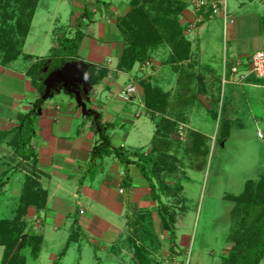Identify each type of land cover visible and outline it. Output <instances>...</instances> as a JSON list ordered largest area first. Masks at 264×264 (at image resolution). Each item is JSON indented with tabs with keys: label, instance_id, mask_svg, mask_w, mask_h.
<instances>
[{
	"label": "rangeland",
	"instance_id": "rangeland-1",
	"mask_svg": "<svg viewBox=\"0 0 264 264\" xmlns=\"http://www.w3.org/2000/svg\"><path fill=\"white\" fill-rule=\"evenodd\" d=\"M101 1L111 5V8L104 4L101 5L95 0H38L35 12L31 15V9H27V2L30 0H0V63L7 65L5 67L0 66V94L2 95V98L0 96V104L4 105V102L9 101L11 97H18L19 99L20 96L25 95L24 91L30 80L24 74L30 70L29 68L34 63L41 59L53 58L57 56V53L62 54L61 39L63 36L74 37L77 28H75V20L80 16L84 6H87L93 15L90 22L89 19L82 22L80 29L85 36L96 40H99L98 25L106 26L107 30L112 29L116 18H124L131 12L130 9L121 6L122 0ZM240 1L247 3L245 6H241ZM227 6L229 16L235 20V27L241 30L239 37H250V28L245 29L243 27L249 26L250 23L247 24L244 21L247 18H253L254 14L261 17L264 15V0H253V2L227 0ZM188 11H190V7ZM189 20L188 27L191 24V19L189 18ZM207 27L210 31L212 30L209 34L211 38L205 37L204 32L201 36V43L204 46L206 44V48L204 46L203 48L207 52L206 55L210 57L209 60L204 59L205 73L209 74H201L204 79L203 87L198 84L197 80L192 79L195 102L192 107H188L186 110L187 122L185 121L184 124L187 126L184 127L181 125V121L172 118L175 119L173 122H176L177 126L183 127L184 136L182 139L178 138L177 141L181 145H177L179 151L177 150L175 153L173 150L177 146H172V144L169 147L171 157L161 156L166 162L160 164L161 168L158 170L160 175L152 178L166 208V215L169 220L167 226L160 229V221L156 225L148 222L145 226L141 222V227L143 229L145 227L146 230L145 232L140 230L138 236H141L143 240L142 245L137 247L139 256L141 255L142 258L131 257V254L127 255V252L121 254V242L106 246L103 250L95 249L94 246L83 242L79 243L80 249L73 246L68 251L65 260L64 257L60 262L55 259L57 264H143L140 261L143 258L147 264H152V262H156V264H241L242 260L243 264L249 263L245 260L246 249L253 248L251 246L257 244V239H259L255 238L258 237L257 234L264 236V228L262 230L260 227L256 230L253 229L252 223L255 217L248 214L244 207H237L238 210L235 212L234 201L243 198L245 195L248 196L246 185L251 183L250 185L255 187L264 176V137L260 140L256 135V131L258 134L259 129L264 134V88L254 89L250 81L244 82L243 85H236L235 82H237L238 77L232 79L234 84L225 83L222 85L224 80L223 57L226 55L224 71L227 81L230 79L228 74H230L231 64L235 60L230 56L235 55V48L233 45L227 50L223 48L224 28L220 18H214ZM26 28L28 29L27 36L24 33ZM231 28L232 26L229 29ZM138 32L135 33L138 34ZM186 33H188L187 29ZM188 34H192V32ZM109 38H103L101 41H108ZM194 38L195 41H198L197 35ZM251 46H249L248 52L253 49ZM16 55L18 56L16 57ZM74 56L75 52L72 51L70 57L66 59H72ZM160 56L163 57L164 55ZM81 60L84 61V59ZM243 62H247V60ZM125 78V76L120 77L119 86L127 82ZM217 79L218 81H216ZM220 79L223 88L220 87ZM152 80L156 83L154 79ZM255 80L252 78V81ZM262 80L259 79L255 82L263 87L264 81ZM182 81L185 82V80ZM207 88H209V92ZM205 91L209 94H204ZM115 93L113 90L114 95ZM108 95L109 93L102 88L97 97L95 96L97 104H108L111 101ZM174 95L176 93L171 97H169V93L161 94V99H165L162 108L170 115L166 112L159 115L171 118L174 111L170 107L172 102L169 104L167 100L171 101ZM157 96L159 97V95ZM91 97L94 98L93 95ZM71 99L72 101L75 100L72 96L67 95L63 89H60L58 95L53 96L52 101L49 99L41 107L44 109L48 105L64 107L66 102L71 101ZM216 100H218L219 110H221L222 105L225 108L224 112H221L223 118L227 116V120L231 121L225 133L226 139L222 144L216 142L219 118L214 120L210 111L212 103ZM192 103L187 105H192ZM119 105L125 112L123 118L130 124L135 123L136 125V128L128 132L125 144L128 148L137 147L145 149V151L148 150V144L155 130L154 124L148 118L135 119L139 110L137 104L133 107L122 103ZM112 112L110 111V113ZM23 115L25 116V114ZM18 122L20 123L19 120ZM88 122L90 125L92 124L90 120ZM34 123H36V119H34ZM25 124L27 127L28 120ZM6 126H10L9 121ZM127 129L128 126L121 130L117 126L116 131L111 132V128L108 126L104 135L109 139V133H116L124 138L125 134L122 130L127 131ZM25 131L26 129H24L23 134H26ZM191 132L199 133L202 137L206 136L210 139L207 143L209 155L206 158L203 155L201 161L200 156L195 159L192 155L183 152L185 146L193 147L195 137L189 135ZM6 134L3 133L0 136V175L9 169L8 177L2 176V180L6 183L0 185L2 187L0 190V219L12 220L15 218L16 211L14 212V210L18 206L19 197L23 193L25 176L31 177L32 172H29V168L24 166L20 157L15 153L14 148L10 145V138L5 137ZM191 137H193L192 142L189 141L192 139ZM97 138H100L99 134H97ZM199 141L197 140L196 144H200L202 140ZM190 142L192 146L189 145ZM203 144H205V139ZM31 152L33 151L31 150ZM201 164V169L194 168V166ZM256 204L264 207V191L257 193L256 203L251 206V209L255 208ZM34 210H36L35 207H29L22 219L25 224L27 219L30 220V225L32 223L30 228L28 227L29 224H26L25 231L27 234L24 235L27 237H30L29 232L33 233L32 227L37 229L38 223L34 218L35 216L27 217L28 213L34 212ZM9 224L11 225L12 222ZM45 224L47 225L46 234L50 235L51 226L48 222ZM171 226L172 228L175 226V229L169 230ZM8 228L5 227V230ZM160 232L165 241L158 239ZM5 233H9V231H5ZM169 236H171L170 243L163 247L162 253L159 251L156 255L154 252L152 253L153 249L158 250L161 244L167 243ZM20 238L24 239L22 236ZM49 247L50 245L47 246L40 258L26 251L25 264H53L50 261V256L57 257L46 251L49 250ZM17 252L20 254L22 251L18 250ZM149 253L152 254L149 255ZM256 264H264V257Z\"/></svg>",
	"mask_w": 264,
	"mask_h": 264
},
{
	"label": "crops",
	"instance_id": "crops-1",
	"mask_svg": "<svg viewBox=\"0 0 264 264\" xmlns=\"http://www.w3.org/2000/svg\"><path fill=\"white\" fill-rule=\"evenodd\" d=\"M130 1L122 0L121 6L131 10ZM179 1L186 5V8L179 15L178 23L183 30L184 39L189 44L190 50L189 56L183 61H172L168 57L169 50L166 49L168 45L161 44L158 47L155 43V50L148 51L147 59L142 62H136L131 67L128 65L121 66L125 46L117 29L116 20L112 29L107 30L106 26L98 25L99 40L84 35L74 57L80 61L84 59L82 62L88 64L89 73L87 72L85 77L88 78V83L87 85H81L79 90L81 91L80 96L86 106V110L97 115L96 121H94V116L85 115L81 107L72 99L66 102L67 104L64 107L58 105H48L45 109L41 107L49 99L52 101L53 96L55 94L58 95L60 89H63L67 95L71 96L65 86L52 88L53 91L49 97L36 108V101L46 91L45 85H48L49 70L58 59L53 62L48 60L42 72L32 74V68L40 60L34 63L29 68L30 70L24 74L30 80L24 91L25 95L20 96L19 99L18 97H11L9 101L4 102V105L0 104V136L17 128L19 126L18 120L20 121L19 118L23 114H30L32 125L35 129L30 142V150L34 154L31 156L34 159L29 156L30 159L21 161L24 166L26 165L29 168V172H32L34 179L40 184L41 190L45 193L41 209L29 212L27 215V217L34 215L38 223L37 229L32 227V231L33 234L35 233L42 240L37 254L39 258L42 257L43 252L50 245L49 250L46 251L53 253L57 257L53 258V255L50 256V261L53 264H57L55 259L60 262L64 257L65 260L68 251L73 246L80 249L79 243L83 242L94 246L98 250H103L106 246L121 242V254L127 252V255L131 254V257L142 258L141 255L139 256L137 247L142 245L143 240L141 236H138L140 235V230L142 232L146 230L145 227L144 229L141 227V222L145 226L148 222L156 225L160 221L161 225L158 224L161 226L160 229L167 226V221L169 220L166 215V208L159 195L160 193L156 190L157 187L153 184V179L151 178V183L154 188L151 189L150 182L141 171L135 165L125 167L117 159L113 150L120 149L123 159L132 162L138 160L135 157L138 154H143L144 156L152 154L154 141L157 138L156 120L162 115L148 107L147 103L151 99H149V95L146 92L147 87L150 91H153L152 93L155 94L157 99H161V94L169 93L171 97L180 86L178 81H180L181 76L185 77L186 80L184 87L191 89L193 88L192 75L209 74L205 73L204 59L209 60L210 57L206 55L207 52L203 48L204 44L201 43V36L205 32V37H210L209 34L212 30L210 31L207 25L214 19L200 25L198 30H196L197 32L186 33L187 25L190 21L189 18L193 20V12L191 8L188 11L190 0ZM247 1L253 2V0ZM100 3L111 8V5L103 1ZM246 3L240 1L241 6H245ZM229 17L231 23L226 28V31L223 29L222 42L226 46H223L226 50L231 45L235 48V55L231 53L233 56H230L235 59L231 67L237 62L244 64L245 62L243 61L248 60L255 52L262 51L264 53V15L261 17L254 14L253 18H247L244 21V23H250L249 26L243 27L245 29L247 27L250 28L249 35L253 36V38H250L251 36L245 38L241 35L239 37L241 30L235 27V20L231 16ZM231 26L232 28L229 29ZM192 35L194 37L197 35L198 41H195ZM103 38H109V40L103 42L101 41ZM250 45H252L251 48L253 49L248 52ZM204 47L206 48V44ZM162 54L164 55L163 57L160 56ZM222 61L224 69L226 55H224ZM0 66L5 67L7 65L0 63ZM91 67L105 72V74H98L101 78L97 82L92 81L95 72H92ZM242 68L246 69L244 65ZM239 72L241 73V71ZM187 74L189 75L188 77L186 76ZM121 76H125L127 82L119 86L118 82H120ZM252 78L259 80L255 76L250 75L245 82L250 81L254 89L264 88V85L263 87L259 86V83H256V80L252 81ZM262 81H264V78ZM128 85H134L137 89V94L132 102H123L120 100L119 95ZM220 87H222L221 79ZM102 88L109 93L108 97L111 101L108 104L99 105L95 96L97 97L98 92L100 93ZM113 90L116 92L115 95ZM208 92L205 91V94H209ZM92 95L94 98L91 97ZM0 96L2 98L1 94ZM72 98L74 99V96ZM157 99H154V101L156 100L154 103L158 102ZM120 103L130 105V107L137 104L139 110L135 115V119L148 118L154 124L155 130L148 144V150L145 151V149L137 147L128 148L125 144L128 132L136 128V125L135 123L130 124L129 121L123 118V113L125 112L120 107ZM110 111L113 112L110 113ZM117 118L118 120L116 121ZM34 119H36V123H34ZM88 120L91 121V125ZM8 121L10 122L9 127L6 126ZM99 125L101 126L100 130L95 129ZM181 125L187 126L184 123H181ZM108 126L111 128V132L116 131L117 126H119L120 130L126 126H128V129L127 131L122 130L123 134H125L124 138L116 133H109L110 151H103L101 156L92 157V149L101 142L100 138H97V134L100 135L103 132L105 134ZM258 131L264 137L262 131L260 129ZM168 140L171 142L174 137H168ZM155 168L157 166L152 165V169ZM120 190H123L122 194L119 193ZM46 222L51 226L50 235L46 234ZM174 222L176 223L177 221ZM26 224H29V228L32 225V223L30 225V220L28 219ZM172 229H175V226L173 228L171 226L169 230ZM158 235L159 240L165 241L161 232ZM170 237L167 243L161 244L158 250L153 249L152 253L154 252L155 255L157 251L162 253L163 247L169 245ZM69 238H72V241L67 245ZM152 253H149V255ZM140 261L143 264H147L144 258ZM152 264H156V262H152Z\"/></svg>",
	"mask_w": 264,
	"mask_h": 264
},
{
	"label": "trees",
	"instance_id": "trees-1",
	"mask_svg": "<svg viewBox=\"0 0 264 264\" xmlns=\"http://www.w3.org/2000/svg\"><path fill=\"white\" fill-rule=\"evenodd\" d=\"M97 3L101 4L100 0H95ZM38 0H30V2H27V9H31V15L35 12L36 5ZM1 5V3H0ZM131 7V12L124 17V18H116V26L119 30L122 41L124 43L125 49L123 51L122 55V65H128L131 67L136 62H142L145 59L148 58V51L151 52L155 50V43L158 45L161 44H167V48L169 50L168 57L172 59L174 62H180L185 60L189 56V44L186 43L183 35V30L181 29L178 21H179V15L180 13L186 8V5L179 0H131L129 3ZM1 7V6H0ZM93 13L91 10L87 7H83V11L81 12L80 16L76 18V24H75V33L73 38H69L66 36H63L61 39V55L57 53V56L46 59V60H40L37 62L34 67L31 70L32 74H35L37 72H42V69L46 66V63L48 60H51L52 62L56 59L61 58H69L70 52L78 49L81 40L84 38L83 31H81L80 27L82 22H85L89 19V22L92 20L91 16ZM143 21V22H141ZM136 31H139L138 34L135 33ZM25 36L28 34V29L25 30ZM60 39V38H59ZM59 41V40H57ZM156 47V48H158ZM18 55H16L17 57ZM75 58V57H73ZM72 58V59H73ZM16 59V58H12ZM125 63V64H123ZM92 72H95L93 77V82H97L101 77L98 76V74H105L103 70H96L95 67H91ZM96 70V71H94ZM230 76V74H228ZM189 76L188 74L186 75ZM45 77V76H44ZM192 79L197 80L198 84H201L203 87V78L201 74L192 75ZM250 79V78H249ZM182 80H185V77L181 76L180 81L178 83L180 86L178 87V90L175 92L176 95H174L173 99L171 101L167 102L170 104L172 102L171 110L174 111V114H172L171 118L167 117H159L156 120V126H157V138H155L154 141V147L152 150V154L144 156L143 154H138L135 157L138 158L136 161H129L124 160L123 156L120 154V149L113 150L115 156L119 161H121L125 167L128 165H135L141 173L148 179V181L151 184V189L154 188L153 184L151 183V178L159 176L158 170L161 168L160 164L165 163L166 160H163L161 156L168 157L170 156V150L169 147L172 145H180L177 143L178 141V126L176 125V122H173L175 119L176 121H181L184 123L187 122L186 117V110L188 107H192L194 105V87L191 89H186L184 86L185 82L183 83ZM46 81V79H45ZM182 83V85H181ZM45 93L36 101V108L41 105L46 98L49 97V95L52 93V88H50L48 85H45ZM146 92L149 95V99L151 101H148L147 105L148 107L158 112L159 114H162L163 112L170 115L165 109H163V102L165 99H160V103H154V99H157L156 96L152 93L153 91H150V89L147 87ZM174 93V94H175ZM205 94V93H204ZM191 95V96H190ZM72 96V95H71ZM73 97V96H72ZM170 97V95H169ZM169 99V98H168ZM158 100V99H157ZM192 103V105H187L189 103ZM169 107V105H168ZM219 104L218 100H216L214 103H212V109L210 110L213 115L214 120H218V128H217V138L216 142L218 144H222L224 142L225 133L227 130V127L229 128V125L231 121L227 120V116L223 118V114L221 115V112H224L225 108L222 105L221 110L218 109ZM177 109V110H176ZM36 110V109H35ZM219 110V112H218ZM172 118H175L174 120ZM20 123L17 128L12 130L11 132H8L5 137L10 138V145L14 148L15 153L20 157L21 160L30 159L29 156L34 155L33 152L30 150V142L34 135V127L32 125V120L30 117V114H27L25 116H20ZM28 120V126L26 127V120ZM99 121V120H98ZM228 121V122H227ZM99 123V122H97ZM180 123V122H178ZM26 127V128H25ZM101 126H97L95 129L100 130ZM24 129H26L25 133ZM194 138L193 147H187L184 149L183 152H186L190 155H192L195 159L200 156V161L203 157V155L208 157V147L207 143L210 141L208 137H202L199 135V133L191 132V134ZM168 137H174V140L171 142L168 140ZM192 139H189V141L192 142ZM24 139V140H23ZM205 139V144H203V141ZM197 140H202L200 144H196ZM100 144L92 149V157H95L96 155L101 156V152L103 151H110V141L107 137H105L104 132L100 134ZM188 141V140H187ZM187 141L185 142L187 144ZM199 141V142H200ZM190 142V146H192ZM175 143V144H174ZM189 143V142H188ZM181 146V145H180ZM177 146L173 151L178 150ZM179 151V150H178ZM154 153V154H153ZM176 153V152H175ZM156 154V155H155ZM32 159H34L33 156H31ZM34 161V160H33ZM152 165H156L157 168L152 169ZM201 165L194 166L195 169H201ZM9 173V169L2 172L0 175V185L4 183L5 181L2 180V176H7ZM6 183V182H5ZM251 183H248L246 187H248V196H244L243 198H240L239 200L234 201L235 202V212H237V207H244L247 209L248 214H251L253 217H255L254 222L252 223L253 229H260L262 230L264 228V207H262L260 204L255 205V208L251 209V206H253L256 203L257 193L263 192L262 189H264V176L262 180L254 186L250 185ZM4 186V185H3ZM0 190H2V187L0 186ZM22 194L20 195L19 203L17 208H15V218L12 220H1L0 219V250H1V260L0 264H25V252L29 251V254H33L34 256L38 254L40 247H41V237H39L36 234H31L29 232L30 237H27L24 235L26 233L25 228H27L26 224L24 223L23 216L26 213L27 209L29 207H35L36 210H40L43 206V196L45 193L41 190L40 184L34 179V175L32 174L31 177L25 176V182L23 184V190ZM251 210V211H250ZM254 219V218H253ZM12 224L10 225L9 223ZM10 225V226H7ZM5 227H9L5 230ZM5 231H9V233H5ZM27 234V233H26ZM23 237L24 239L20 238ZM257 239V244H253L251 247L253 248H247L246 249V258L245 260L249 262L248 264H256L261 258L264 257V236H259ZM72 238H69L67 245L71 243ZM20 250V254L17 252ZM27 254V253H26ZM228 263V261H226ZM240 264V263H239ZM241 264H243V260L241 261Z\"/></svg>",
	"mask_w": 264,
	"mask_h": 264
},
{
	"label": "built area",
	"instance_id": "built-area-1",
	"mask_svg": "<svg viewBox=\"0 0 264 264\" xmlns=\"http://www.w3.org/2000/svg\"><path fill=\"white\" fill-rule=\"evenodd\" d=\"M190 8L193 12V20H191V24L187 26V32H194L200 25L205 22L212 20L214 18H220L222 21V25L224 31H226L227 26L231 23L229 14H228V6L227 0H190ZM193 24V25H192ZM245 68H242V66ZM240 68H242L240 70ZM241 71V73L239 72ZM255 76L258 79L264 78V53L262 51L255 52L252 56L245 62L244 64L241 62H237L230 69V79H226L225 71L223 69V84L228 83L234 84V76L238 77L236 85L244 84L245 80L249 76ZM137 94V89L134 85L126 86L119 95V98L123 102H132L134 96ZM182 126L178 128V138H183ZM258 137L260 140L263 139V136L260 132H258ZM120 194L123 193V190L119 191Z\"/></svg>",
	"mask_w": 264,
	"mask_h": 264
},
{
	"label": "water",
	"instance_id": "water-1",
	"mask_svg": "<svg viewBox=\"0 0 264 264\" xmlns=\"http://www.w3.org/2000/svg\"><path fill=\"white\" fill-rule=\"evenodd\" d=\"M87 72L88 64L85 62L77 59L61 58L56 60L51 66L47 84L50 88L65 86L68 92L74 96L76 104L81 107L85 115L94 116V121H96L97 115L86 110V106L80 96V86L88 83V78H85Z\"/></svg>",
	"mask_w": 264,
	"mask_h": 264
},
{
	"label": "flooded vegetation",
	"instance_id": "flooded-vegetation-1",
	"mask_svg": "<svg viewBox=\"0 0 264 264\" xmlns=\"http://www.w3.org/2000/svg\"><path fill=\"white\" fill-rule=\"evenodd\" d=\"M81 88V87H80Z\"/></svg>",
	"mask_w": 264,
	"mask_h": 264
}]
</instances>
